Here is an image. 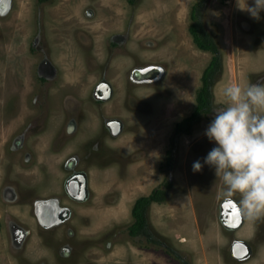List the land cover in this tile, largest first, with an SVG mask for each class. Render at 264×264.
<instances>
[{"label":"rangeland","instance_id":"1","mask_svg":"<svg viewBox=\"0 0 264 264\" xmlns=\"http://www.w3.org/2000/svg\"><path fill=\"white\" fill-rule=\"evenodd\" d=\"M196 1L0 0V264H182L160 245L144 247L127 233L135 200L167 177L169 199L148 211L155 241L168 243L187 264H264V217L246 218L236 232L252 243L242 261L230 253L231 235L219 224L222 180L203 164L214 146L204 134L212 118L179 138L171 173L162 167L175 123L192 111L212 56L189 32ZM243 6V0H209L203 14L222 55L213 87L219 105L227 86L244 87L264 75L249 67L260 53L251 54L256 44L242 31ZM151 69L158 70L149 74L153 79L133 81ZM41 73L55 85L49 101ZM101 77L115 87L105 114L126 120L136 134L114 139L87 118V137L104 138L105 148L84 154L77 135L66 132L72 121L53 100L66 91L92 98ZM197 160L203 167L194 172ZM74 167L90 169L88 199H70L64 191L62 181ZM49 198L69 209L62 225L37 221L38 200Z\"/></svg>","mask_w":264,"mask_h":264},{"label":"clouds","instance_id":"2","mask_svg":"<svg viewBox=\"0 0 264 264\" xmlns=\"http://www.w3.org/2000/svg\"><path fill=\"white\" fill-rule=\"evenodd\" d=\"M254 19L264 12V0H243ZM224 104L213 109L205 136L214 146L203 158V164L214 169L222 180L221 197L232 201L239 196L233 211L250 221L264 217V84L234 83L223 93ZM200 160L193 163L201 171Z\"/></svg>","mask_w":264,"mask_h":264},{"label":"flooded vegetation","instance_id":"3","mask_svg":"<svg viewBox=\"0 0 264 264\" xmlns=\"http://www.w3.org/2000/svg\"><path fill=\"white\" fill-rule=\"evenodd\" d=\"M245 21H246V24L244 28L249 30L248 32H250V35L254 37L253 44H256V45L252 49H253V53H256L258 50H261L264 47V12L260 13V19L258 20L252 17L246 16ZM114 38H116V36H114ZM115 43L116 42L114 40L111 41V44H115ZM43 65H44V60H43ZM156 71L158 70L151 69V71H149L143 77L142 76L138 77L137 75H134L132 76L133 81H135L136 79H139V80L146 79L147 81L148 79H153L149 74L152 72L156 73ZM39 78L42 81V83H44L43 91L46 96L44 100L49 101L48 100L49 93L50 91H52V88L55 85L53 86L50 83L47 84L48 77H46L45 74L41 73ZM107 80L108 79L105 77L103 78L101 77L98 82L96 80L97 83L96 84L94 83L91 89L92 98L88 99L89 96L86 95V97L82 99V97H78V94H76V91L75 92L66 91L62 93V96H60L59 99L53 100L56 110L58 111L62 109L61 111L63 113L64 118L66 119V122L67 120L72 121V123H69L70 126L65 127L66 132L68 133L70 131L77 135V137H75L74 139L76 140L77 138L80 139L78 141L79 147H81L82 149L83 148L86 149V151H84V154L87 152L93 151V150L95 151L96 154H98V151H100L99 147H101L100 145H102V147L105 148L104 147L105 143H102L100 139L102 137H99V136H98L99 138L98 137L97 138L87 137V132L89 130V129H86L87 125L85 122L87 121V118H89V120H94V121L98 120L97 122H95L96 129L99 130V126H100V128H103L102 132L107 131L108 134L114 139H117V137H120L122 134L129 131L127 130L126 120L117 118L115 120H119V121L114 120L113 122L109 123V118H107V115H105V104L108 103L106 99L108 98V96L111 95L113 97L114 95L113 86H111V84L109 85L108 84L109 81L107 82ZM254 83L264 84V75L256 79ZM214 103L215 105L220 106L219 104L216 103L215 100H214ZM195 105H196V96H195ZM194 107L192 111L194 110ZM57 111L56 113H58ZM192 111L190 112V114L192 113ZM202 119H207V117H203L200 120H198L193 125V128L190 133L179 134L178 140L182 135L191 134L193 130L199 125ZM116 132H117V135L114 134ZM129 133L136 134L135 131L134 132L129 131ZM102 139L104 140V138ZM177 150H178V144H177ZM176 155H177V152H176ZM78 161H80V159L77 157V162ZM76 167H74L70 175H66L64 180L62 181V184L64 185V191L68 193V196L70 197V199H75L77 201H79L80 199H88L89 194H90L89 185L92 184L93 182L90 178L89 170L88 168L86 169L82 167L81 168H76ZM216 199H220L219 206H218L219 224L224 231H226L227 233L231 235L230 236L231 237L230 253L233 255L235 259H238V261H242L246 256L251 254L252 247L250 246L252 243L243 242L242 244L241 239H238L235 235L236 232L244 225L245 220H246V217H244L243 215H237L233 211V209L236 207V203H238L239 196L233 197L232 201H228L222 198L221 196H219ZM61 207H64V206H62V203H60L59 201H56V199L49 198V199L38 200V203L36 205V215H37L38 223L40 225H44L45 227H50V226L56 227L58 225H62L63 224L62 222L65 219L68 220L70 216H69V212L65 214H61V211H60ZM45 229L47 230L51 228H45ZM259 231H261V228L257 229L256 230L257 233L253 235L256 237L259 236L260 234ZM111 233L112 231L111 232L109 231L107 234L110 236ZM127 233H128V236L132 240L137 241L138 237L131 236L130 233L128 232V227H127ZM145 237H147V234ZM109 245L111 246V244L108 241L107 247H109ZM160 246L162 247V249L166 251V253H168L169 249L172 248V247H169L168 243H166L165 241H162ZM128 264H132L131 261Z\"/></svg>","mask_w":264,"mask_h":264},{"label":"trees","instance_id":"4","mask_svg":"<svg viewBox=\"0 0 264 264\" xmlns=\"http://www.w3.org/2000/svg\"><path fill=\"white\" fill-rule=\"evenodd\" d=\"M39 3L52 0H37ZM134 5L136 0H127ZM209 0H197L191 7L190 18L192 20L189 26V32L197 48L212 53L211 59L202 71L201 85L196 91V105L192 113L175 123L171 135L170 147L166 150L162 167L169 173L174 169L176 160V150L178 136L181 133H190L193 125L203 117L213 118V109L217 107L214 103L213 87L221 74L223 64L219 43L212 31L207 30L203 21V14ZM172 177H167L158 187L154 188L148 195L138 197L131 209L133 222L128 226V232L131 236L138 237L140 245L148 247L151 244L161 245L155 241L151 235V224L148 217V211L152 203H164L169 199V190L173 187ZM147 234V237H145ZM141 238H146L142 240ZM168 253L174 255L182 264H187L172 248Z\"/></svg>","mask_w":264,"mask_h":264},{"label":"crops","instance_id":"5","mask_svg":"<svg viewBox=\"0 0 264 264\" xmlns=\"http://www.w3.org/2000/svg\"><path fill=\"white\" fill-rule=\"evenodd\" d=\"M252 1V0H251ZM248 4H252V2H248ZM245 12H247L246 10H245ZM241 17H242V19H243V21H242V31H244V32H246V34H247V36L250 38V32H248L249 30H247V29H245L244 28V26H245V24H246V21H245V19H246V16H248V17H251L250 15H249V13L247 12V14H245V15H242V13H241V15H240ZM247 20H249V19H247ZM248 23V22H247ZM243 33V32H242ZM213 34H214V32H213ZM215 35V34H214ZM215 37H216V39H217V36L215 35ZM253 39H254V37H252ZM252 39V40H253ZM218 41V40H217ZM192 42H193V39H192ZM194 43V42H193ZM254 43V40H253V42H252V44ZM260 53V54H259ZM251 54H253V55H257V54H259L260 56L259 57H254V60L253 59H251L250 60V64H249V67L250 68H257V69H264V47L259 51V52H256V53H253V49H251ZM115 59H116V57H115ZM261 63L263 64V65H261ZM151 67H156V65L155 66H151ZM133 76V75H132ZM159 78V76H157V78L156 79H158ZM90 80V79H89ZM109 80H107V82H108ZM108 84L110 85L111 84V86H113V90H114V85L112 84V82L111 81H109L108 82ZM111 93V92H110ZM111 98H112V96L110 95V96H108V98L106 99V101H109V100H111ZM106 115V114H105ZM107 118H109V123H111V122H113L115 119H117V118H119V117H117V116H112V115H109V116H107ZM115 121H119V120H115ZM120 133V132H119ZM118 133V134H119ZM117 135V134H116ZM89 171H90V169H89ZM217 228H218V226H217ZM136 264H139V263H136Z\"/></svg>","mask_w":264,"mask_h":264},{"label":"water","instance_id":"6","mask_svg":"<svg viewBox=\"0 0 264 264\" xmlns=\"http://www.w3.org/2000/svg\"><path fill=\"white\" fill-rule=\"evenodd\" d=\"M118 132V131H117ZM117 132L116 133H114V134H117ZM61 214H65V213H67V212H69V209L68 208H66V207H61ZM242 244H243V242H241Z\"/></svg>","mask_w":264,"mask_h":264}]
</instances>
